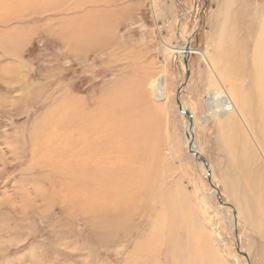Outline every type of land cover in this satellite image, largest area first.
Instances as JSON below:
<instances>
[{
    "label": "bare ground",
    "instance_id": "1",
    "mask_svg": "<svg viewBox=\"0 0 264 264\" xmlns=\"http://www.w3.org/2000/svg\"><path fill=\"white\" fill-rule=\"evenodd\" d=\"M114 2L0 0V22L3 24L37 15H70L51 17L41 24L24 25L20 32L11 34L14 40L5 48L12 60L0 67V83L4 87H18L20 99L5 102L0 97L4 102L2 107L25 115L36 100H51L40 117L33 121L28 134L23 131L25 123L24 127L16 126L11 134L0 138V155L3 152L10 155L4 165L21 161L25 156V144L30 147L28 164L19 170V178L11 181L5 196L0 198L1 212L4 214L6 207L10 213L17 215L13 224L26 238L39 228L34 214L45 216L49 227L56 228V235L64 234L67 239L82 236L81 245L77 243L80 254L74 260L78 262L80 257L81 264H112L109 258L100 261L101 247L108 250L117 246L122 250L116 257V260L122 257L118 264H178L179 258L184 259V264H214L206 246L215 237H206L194 229L196 220L199 221L195 204L188 189L178 181L179 169L174 173L175 157L170 155L168 137L163 135L165 108L162 105L168 95V81L163 71L156 75L147 63H142L131 73L130 66H125L123 77L101 85L91 95L64 87L63 80L54 83L58 93L53 90L48 92L47 84L62 65L56 58L50 57L54 64L48 69L51 77L44 75L47 78L45 84L31 85L26 79L25 75L36 68L21 54L35 34L52 37L61 44L64 55L69 52L84 57L91 51L102 50L112 44L123 20L129 19L136 6L143 3H128L121 15H117L114 6H111ZM152 8L156 14L154 3ZM11 30L13 32L15 28ZM6 33L5 29L0 35ZM165 45L169 46L166 42ZM142 50L132 48L123 53L120 47L119 56L113 57L115 54L112 51L109 56L115 62L127 64L132 54L136 60H142ZM258 53L255 61L257 73L253 75L257 87L255 92L252 89L242 95L238 103L229 91L228 99L212 98L216 100V119L229 155L236 151L237 134L241 131L239 124L250 131L251 120L260 126L262 141L255 147L264 154V47ZM104 63L106 65L107 61ZM223 67L228 70L226 65ZM17 74L21 76L17 77ZM154 76L157 78L153 79ZM230 82L228 77L229 87ZM211 92H214L213 89ZM6 103L8 106H5ZM233 107H237L238 111L235 116L231 113ZM191 151L195 153L193 148ZM249 155L250 151L248 159ZM254 156L252 151L251 158ZM234 164L240 168V162L235 161ZM246 165L247 168L244 166L243 169L248 176L244 175L247 182H256V179L264 181L262 171H254L255 163L246 162ZM247 188H250V183ZM255 188L264 196L259 183L256 182ZM57 207L61 208L62 216L55 215ZM79 222H88L90 227L79 233L76 229ZM187 225L188 231L181 233ZM190 228L199 234L196 237L199 239L195 240L205 259L189 249ZM178 233L184 239V253L181 252V240H176ZM23 238L17 241L21 242ZM126 243L129 245L127 249L130 246L132 249L124 253ZM6 248L0 246V252ZM185 251L191 254L186 256ZM30 254L40 259L45 253L31 249Z\"/></svg>",
    "mask_w": 264,
    "mask_h": 264
},
{
    "label": "rangeland",
    "instance_id": "2",
    "mask_svg": "<svg viewBox=\"0 0 264 264\" xmlns=\"http://www.w3.org/2000/svg\"><path fill=\"white\" fill-rule=\"evenodd\" d=\"M113 1L115 2L111 6H114L117 15H121L128 3H143L136 6L129 19L123 20L113 43L102 50L91 51L84 57L69 52L64 55L61 44L52 37L43 33L35 34L21 54L25 61L36 68L31 74L25 75L28 83L31 85L39 82L46 83L47 78L44 75L51 77L48 69L53 68L54 64L49 60L50 57L56 58L62 65L54 79L47 84L48 92L53 90L58 93L59 89L54 83L63 80L64 87L72 88L80 94L91 95L93 90L101 85L123 77L125 66H130L131 73L142 63H147L148 68L156 75L159 71H163L164 78L168 81V95H166V102L162 105L165 108L162 119L163 135L168 137L170 149L168 147L166 149H169L170 155L175 157L174 173L179 169L178 181L188 189L195 204L199 221L196 220L194 229L202 232L206 237L209 235L211 238L215 237L206 246L208 254L214 258V264L215 262L217 264H264V196L255 188L257 182L264 192V181L256 179V182L254 180L247 182L248 176L244 174L246 170L243 169L244 166L247 168L246 162L255 163L254 171H262L264 174V154L255 147L262 141L260 126L251 120L249 131L248 128L244 130V127L239 124L241 131L237 134L239 140L234 148L236 151H233V155H229L216 119L214 108L216 100L212 99L213 97L228 99L229 91L235 98V103H238L242 95L252 89L256 91L253 75L257 73L255 61L259 56L258 50L264 47V0ZM152 3L156 6V14ZM129 11H132V8H129ZM55 16L59 18L70 15L64 13L37 15L25 17L20 22L16 20L5 24L0 22V34L7 30L4 36L0 35V67L12 60L5 49L9 42L14 40L11 34L20 32L24 25L41 24L45 19ZM12 28H15L13 32ZM165 42L169 44L168 48ZM187 42H190L188 78L184 64ZM120 47L123 53L132 48L135 50L143 48V59L136 60L132 54L128 57L127 64L113 61L109 53L112 51L115 54L113 57L119 56ZM105 61H107L106 65H104ZM222 65H226L228 70L224 67L222 69ZM19 76L21 75L17 74V77ZM228 77L231 78L230 87L227 83ZM154 78L157 77L154 76ZM180 88H182L181 91H179ZM18 91L16 86L4 87L0 83V97L5 102L18 99L20 97ZM43 99L45 100L44 96ZM50 100L45 102H41V99L36 100L29 106L30 112L25 115L17 114L16 110L9 112L7 108L2 107L4 102L0 100V138L11 134L16 126L22 127L25 123L27 125L25 124L23 131L28 134L33 121L40 117L43 110L50 104ZM179 100L183 109L193 114L192 130L189 128L188 119L180 110ZM5 106L8 104L6 103ZM231 113L233 116L237 115V107H233ZM191 144L192 148L195 151L198 150L207 160V164L199 161L196 154L191 151ZM3 148L6 151L4 146ZM262 148L264 150V141ZM252 151L255 153L253 158H251ZM6 153L3 152V155H0V169H2L0 198L5 196V190L11 181L19 178V170L28 164L30 147L25 144L23 152L25 156L21 161L4 165L10 159V155ZM233 158L240 162V168L233 166L235 165ZM209 171L211 182L215 187L209 182ZM255 177L258 178L257 173ZM249 183L250 188H247ZM5 211L3 214L0 209V246L7 248L0 252V264H81L80 257H77L78 262L74 260L75 256L80 254L77 249L83 241L82 236L67 239L64 234L56 235V228L49 227L45 216L34 214L33 218L39 228L26 238L20 229L16 230L13 224L17 215L10 213L6 207ZM54 213L56 216H62L61 208L57 207ZM180 225L184 226L181 223ZM89 227L88 222H79L76 229L81 233ZM188 229L187 225L181 233ZM181 233L177 234L176 240H181L180 246L183 247L181 252L184 253L182 245L184 239ZM188 235H191L190 251H194L199 257L203 256L195 240L199 239L196 238L199 234L190 228ZM20 238L23 240L18 242ZM43 240L45 242L40 243ZM30 247L44 252V256L40 259L36 255L33 257L30 254ZM128 247L126 243L124 253L132 249V246L127 249ZM121 251L120 246L108 250L101 247L100 261L103 262L105 258H109L112 264H118L122 257L117 260L116 257ZM185 254L189 255L186 251ZM177 262L184 264V259L179 258Z\"/></svg>",
    "mask_w": 264,
    "mask_h": 264
},
{
    "label": "water",
    "instance_id": "3",
    "mask_svg": "<svg viewBox=\"0 0 264 264\" xmlns=\"http://www.w3.org/2000/svg\"><path fill=\"white\" fill-rule=\"evenodd\" d=\"M186 56L184 58V64H185V67L187 68V78L189 77V72H188V69H189V66H188V56H189V53H190V42H187L186 43ZM182 88L179 89V91H181ZM178 104H179V107H180V110L181 112L186 116V118L188 119V122H189V128L192 130L193 129V125H194V117H193V114L191 111L187 110V109H183V105L181 103V101L179 100L178 101ZM193 142H194V137H193ZM192 142V144H193ZM192 144H191V148H192ZM194 150V149H193ZM195 156H197V158L199 159V161H202L204 162L205 164H207V160L197 151H195ZM209 182L212 184L211 182V172L209 171ZM212 186H214L212 184ZM215 187V186H214Z\"/></svg>",
    "mask_w": 264,
    "mask_h": 264
},
{
    "label": "crops",
    "instance_id": "4",
    "mask_svg": "<svg viewBox=\"0 0 264 264\" xmlns=\"http://www.w3.org/2000/svg\"><path fill=\"white\" fill-rule=\"evenodd\" d=\"M125 50H126V49H125ZM125 50H124V51H125ZM125 52H126V51H125Z\"/></svg>",
    "mask_w": 264,
    "mask_h": 264
}]
</instances>
